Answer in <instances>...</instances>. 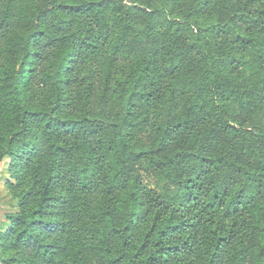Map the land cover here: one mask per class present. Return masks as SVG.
I'll use <instances>...</instances> for the list:
<instances>
[{
	"label": "trees",
	"instance_id": "obj_1",
	"mask_svg": "<svg viewBox=\"0 0 264 264\" xmlns=\"http://www.w3.org/2000/svg\"><path fill=\"white\" fill-rule=\"evenodd\" d=\"M0 43L1 263L264 264V0H6Z\"/></svg>",
	"mask_w": 264,
	"mask_h": 264
},
{
	"label": "rangeland",
	"instance_id": "obj_2",
	"mask_svg": "<svg viewBox=\"0 0 264 264\" xmlns=\"http://www.w3.org/2000/svg\"><path fill=\"white\" fill-rule=\"evenodd\" d=\"M6 0H3L0 4V17L1 10L5 4ZM32 2V0H26ZM21 30L20 24L17 21V18L11 20V24L4 30V34H11L14 31ZM7 64L6 54H5V45L0 43V65ZM33 88L37 91V95L40 96L43 93V88L37 83H34ZM4 117L0 116V128L2 127V119ZM34 128H37V125H34ZM2 134L0 133V136ZM146 139V136H144ZM36 155V153H35ZM19 160L13 162L10 158H6L0 167V233L6 232L11 227V221L8 219V216L15 214L20 210V194L23 190L19 186V179L15 176L17 172H20ZM23 255H29V251L25 249H15L13 247L11 240L0 241V260L1 258H10V257H20ZM0 264H3L0 262ZM15 264V263H13ZM25 264V263H24Z\"/></svg>",
	"mask_w": 264,
	"mask_h": 264
}]
</instances>
